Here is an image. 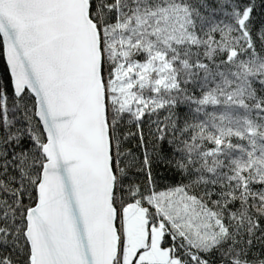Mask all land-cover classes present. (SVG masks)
Returning <instances> with one entry per match:
<instances>
[{"label": "snow or ice", "instance_id": "6c2138e0", "mask_svg": "<svg viewBox=\"0 0 264 264\" xmlns=\"http://www.w3.org/2000/svg\"><path fill=\"white\" fill-rule=\"evenodd\" d=\"M0 264H264V0H0Z\"/></svg>", "mask_w": 264, "mask_h": 264}, {"label": "trees", "instance_id": "16d2710c", "mask_svg": "<svg viewBox=\"0 0 264 264\" xmlns=\"http://www.w3.org/2000/svg\"><path fill=\"white\" fill-rule=\"evenodd\" d=\"M162 183H167V181H162Z\"/></svg>", "mask_w": 264, "mask_h": 264}]
</instances>
